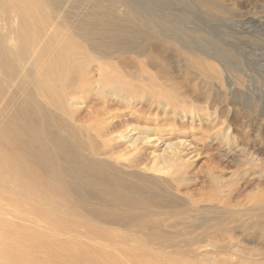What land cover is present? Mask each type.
<instances>
[{"label":"bare ground","instance_id":"1","mask_svg":"<svg viewBox=\"0 0 264 264\" xmlns=\"http://www.w3.org/2000/svg\"><path fill=\"white\" fill-rule=\"evenodd\" d=\"M95 1H90L91 8L94 6L88 11V0H0V264H66L75 252L55 231L48 239L34 225V218L42 217L48 225L42 224L52 229L57 216L85 215L95 226L134 229L144 242L166 244L183 256L180 243L189 246L202 242L208 229L220 235L223 223L235 217L225 202L220 209L227 213L219 215L215 213L217 207H206L208 199H194L188 193L185 196L193 199L186 204L174 193L183 182L175 175L184 174V166L196 156L194 151L181 157L170 147L171 153L154 154L152 160H158L161 168L184 165L173 177L170 174L159 179L152 175L153 166L142 169L129 158L121 162L101 158L108 143L124 140L135 151L139 144L157 142L153 133L135 131L129 122L126 135L115 136L110 130L104 136L107 139L99 138L94 133L100 127L114 129L115 117L94 111L98 125L88 140V105L82 97L88 96V78L84 77L88 66L97 60L100 72L105 71L99 80L104 96L95 105L110 110L115 106L110 97L133 89L132 79L120 70L129 64L124 56H143L142 50H133L143 29L134 22L135 12L126 7L115 13L116 0ZM78 2L85 6L78 9L79 16L75 13ZM126 36L130 37L127 41ZM186 61L195 67L202 65L193 55ZM145 101L159 103L155 96ZM137 104L118 105L128 111ZM83 110L87 115L78 120L76 113ZM137 113L135 109L131 112L132 116ZM208 175L212 178L213 172ZM201 202L204 205L196 208ZM204 209L212 210V216L207 217ZM254 210L256 217H264V198L255 203ZM186 219L196 222L194 229L204 232L173 234L160 230L166 223L176 226ZM62 225L67 233L78 226L67 217ZM88 230L106 237L92 225L88 224ZM78 251L89 259L99 253L88 246ZM97 260L103 264L111 261L104 255Z\"/></svg>","mask_w":264,"mask_h":264},{"label":"rangeland","instance_id":"2","mask_svg":"<svg viewBox=\"0 0 264 264\" xmlns=\"http://www.w3.org/2000/svg\"><path fill=\"white\" fill-rule=\"evenodd\" d=\"M90 1L88 11L95 0ZM116 2L115 13L127 7L135 12L134 22L143 25L139 37L145 38L133 44V50H142L143 56H124L129 64L120 70L132 79L133 89L128 94L110 97L115 103L110 110L102 104L95 105L104 96L99 80L105 71L100 72L97 60L88 66V73L84 74L88 78V96H82L88 105V140L93 138L98 125L94 111L115 117L114 129L100 127L98 131L102 132L94 133L99 138L107 139L104 136L110 130L115 136L126 135L129 122L135 131L153 133L157 142L139 144L135 151L124 140L108 143L102 148L101 158H117L119 162L129 158L142 169L153 166L152 175L159 179L170 174L173 177L176 169L184 165L174 164L171 170L170 166L161 168L158 160L153 162L154 154L171 153L170 147L178 150L181 157L194 151L196 156L184 166V174L175 175L183 182L174 193L184 198L186 204H191L193 198L208 199L206 207H217L215 213L219 215L227 213L220 209L225 202L235 217L223 223L220 235H214L210 229H194L196 222L190 219L176 226L163 225L160 230L173 234L206 233L202 242L189 246L180 243V251H185L183 256L166 244L144 242L134 229L95 226L85 215L57 216L58 222L52 220L54 224L50 225L52 229L42 224L48 225L42 217L34 218V225L48 239L55 231L56 236L73 247L75 252L66 264H103L97 260L103 255L110 258V264H264V217H256L254 210L255 203L264 198V0ZM77 5L75 13L79 16V10L85 6L80 2ZM125 38L127 41L130 37ZM192 55L202 61L201 66L186 61ZM106 74L112 75L109 71ZM150 96H155L159 103L145 101ZM135 102L138 104L134 109L139 113L134 116V109L124 111L118 105L131 107ZM76 114L78 120H83L87 111ZM209 171L213 172L212 178ZM188 193L193 198L186 197ZM203 205L198 203L196 208ZM204 210L207 217L212 216V210ZM65 217L78 224L69 233L62 225ZM88 224L106 237L89 231ZM87 246L98 250V257L89 259L78 251Z\"/></svg>","mask_w":264,"mask_h":264}]
</instances>
